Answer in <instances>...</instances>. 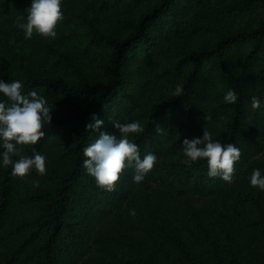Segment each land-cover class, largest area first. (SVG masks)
Segmentation results:
<instances>
[{"label":"trees","instance_id":"16d2710c","mask_svg":"<svg viewBox=\"0 0 264 264\" xmlns=\"http://www.w3.org/2000/svg\"><path fill=\"white\" fill-rule=\"evenodd\" d=\"M29 4L0 0V79L44 95L53 120L37 145L18 146L46 155L45 174L0 167V264H236L215 248L211 260L194 256L179 227L208 241L202 220L228 216L222 203L243 229L264 234V190L249 183L264 170V19L224 26L264 0H62L55 39L25 37L16 20ZM178 83L184 94L173 97ZM92 113L117 136L112 120L142 123L130 138L142 156L157 155L142 182L126 167L108 191L87 174L83 148L99 135L86 128ZM204 127L241 150L231 182L209 177L206 160L185 163L183 139Z\"/></svg>","mask_w":264,"mask_h":264},{"label":"clouds","instance_id":"9594fccd","mask_svg":"<svg viewBox=\"0 0 264 264\" xmlns=\"http://www.w3.org/2000/svg\"><path fill=\"white\" fill-rule=\"evenodd\" d=\"M26 17H18L17 26L24 31L26 38H32L34 33L55 39L57 25L63 19L62 0H30L26 9ZM182 84H176L173 97L184 94ZM226 103L235 104L238 94L234 89H228L224 96ZM261 98L252 97L254 109L261 106ZM53 109L49 106L47 98L39 94L36 89L24 91V84L20 79L4 81L0 79V167L11 166L14 176L23 177L35 169L43 175L47 171V157L32 149V155H20L19 145H37L45 137V124L52 123ZM105 121L97 114L90 115L86 124L88 130L97 131L98 137L83 148L86 157L83 167L87 174L94 177L97 185L105 190H114L123 170L134 169L133 181L140 183L147 173L153 169L157 155L146 152L143 156L140 146L130 138L132 134L142 133L144 128L139 120L121 122L112 120L113 127L118 130L119 136L114 132L101 130ZM161 128L158 126V130ZM182 151L185 163L206 160L209 177H220L231 182L235 171L234 164L240 159L241 150L233 143H222L213 138V133L203 129L202 136L185 137L182 142ZM18 156V159H13ZM249 183L264 190V170L253 169ZM135 215V209L129 210Z\"/></svg>","mask_w":264,"mask_h":264},{"label":"rangeland","instance_id":"374dc122","mask_svg":"<svg viewBox=\"0 0 264 264\" xmlns=\"http://www.w3.org/2000/svg\"><path fill=\"white\" fill-rule=\"evenodd\" d=\"M263 19L264 4L262 7L252 11L230 13V18H225L224 20V26L233 24V27H236L244 23L256 25ZM52 75L65 80L73 79L71 74H66L61 70H54ZM262 204L264 210V200ZM227 205L218 204V212L219 215L226 214L228 216L218 217L213 215L210 219L206 218L202 220L208 241L195 239L186 225L179 227L181 240L187 249L198 258L211 260L213 259L212 250L215 248L219 254L229 260H233L236 264H246L249 257L264 256V234L243 229L233 216L230 215V206ZM214 206L211 204L210 207L214 208ZM167 264L173 263L168 262Z\"/></svg>","mask_w":264,"mask_h":264}]
</instances>
